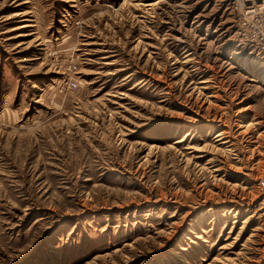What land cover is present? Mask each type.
I'll return each instance as SVG.
<instances>
[{"label": "rangeland", "instance_id": "rangeland-1", "mask_svg": "<svg viewBox=\"0 0 264 264\" xmlns=\"http://www.w3.org/2000/svg\"><path fill=\"white\" fill-rule=\"evenodd\" d=\"M230 1L0 0V264H264Z\"/></svg>", "mask_w": 264, "mask_h": 264}, {"label": "built area", "instance_id": "built-area-1", "mask_svg": "<svg viewBox=\"0 0 264 264\" xmlns=\"http://www.w3.org/2000/svg\"><path fill=\"white\" fill-rule=\"evenodd\" d=\"M230 5L233 13L231 37L234 43L251 47L264 56V0H231ZM65 84L69 89L77 87L73 79Z\"/></svg>", "mask_w": 264, "mask_h": 264}]
</instances>
